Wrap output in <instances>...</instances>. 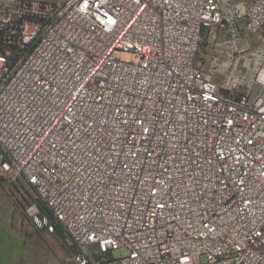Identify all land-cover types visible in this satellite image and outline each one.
<instances>
[{"label":"built area","instance_id":"built-area-1","mask_svg":"<svg viewBox=\"0 0 264 264\" xmlns=\"http://www.w3.org/2000/svg\"><path fill=\"white\" fill-rule=\"evenodd\" d=\"M263 59L264 0H0V180L64 264H264Z\"/></svg>","mask_w":264,"mask_h":264},{"label":"rangeland","instance_id":"rangeland-1","mask_svg":"<svg viewBox=\"0 0 264 264\" xmlns=\"http://www.w3.org/2000/svg\"><path fill=\"white\" fill-rule=\"evenodd\" d=\"M237 32L239 37L236 42L239 48L250 51V48L259 44L254 35L243 34L240 28L237 29ZM223 36V32H220L217 38H206L200 45L197 61L208 64L210 58L215 55L218 56L219 62H223L226 52L229 50L228 44L223 41ZM35 200L36 195L33 188L22 180L17 182L0 180V231L6 234L2 245L6 244L7 250L15 247L18 251L15 259L20 262L19 264L26 258L25 250L31 244H39L45 253L48 252L49 263L64 264L63 259L71 249L70 241L61 228H57L53 233H48L37 227L27 213V208ZM40 253L41 247L39 257ZM122 254H124L123 251ZM118 255L119 251L114 252L115 257Z\"/></svg>","mask_w":264,"mask_h":264},{"label":"crops","instance_id":"crops-1","mask_svg":"<svg viewBox=\"0 0 264 264\" xmlns=\"http://www.w3.org/2000/svg\"><path fill=\"white\" fill-rule=\"evenodd\" d=\"M5 237L6 234L0 231V264H19L20 262L15 259V255L18 253L15 247L14 248L11 247L10 249L7 250L6 244L2 245L4 243ZM40 247H41V253L39 257ZM25 251H26V258L23 260L21 264H52V262L49 263L48 252L45 253L43 251L42 246L39 244L28 245V248H26Z\"/></svg>","mask_w":264,"mask_h":264}]
</instances>
